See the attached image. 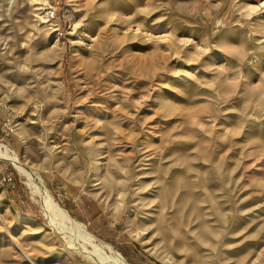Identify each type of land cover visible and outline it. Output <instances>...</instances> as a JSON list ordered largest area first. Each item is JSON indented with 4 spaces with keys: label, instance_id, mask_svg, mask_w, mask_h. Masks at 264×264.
I'll list each match as a JSON object with an SVG mask.
<instances>
[{
    "label": "rangeland",
    "instance_id": "1",
    "mask_svg": "<svg viewBox=\"0 0 264 264\" xmlns=\"http://www.w3.org/2000/svg\"><path fill=\"white\" fill-rule=\"evenodd\" d=\"M0 138V264H264V0H0Z\"/></svg>",
    "mask_w": 264,
    "mask_h": 264
},
{
    "label": "bare ground",
    "instance_id": "2",
    "mask_svg": "<svg viewBox=\"0 0 264 264\" xmlns=\"http://www.w3.org/2000/svg\"><path fill=\"white\" fill-rule=\"evenodd\" d=\"M0 154L2 155V156H4L6 159H10V160H14V158L12 157V156H10V155H8V154H6V152L5 151H3L2 153L0 152ZM14 162H16L17 164H18V166L22 169V171L24 172V174H26V176L30 179L29 180V182L33 185V187L35 186L36 188L37 187H40L42 190H44V188H43V185L40 183V181H36V179H35V174L32 172V171H30V170H28V169H25L20 163H19V161H14ZM39 188V189H40ZM35 189V188H34ZM36 191V190H35ZM40 192V191H39ZM44 192V191H43ZM42 193V192H41ZM44 193H46V192H44ZM41 197V196H40ZM44 197V196H43ZM50 197V196H49ZM48 197V198H49ZM48 200V199H47ZM51 201V200H50ZM52 204V203H51ZM48 205V204H47ZM49 207V206H48ZM59 212H60V214L63 216V218L65 217V218H67L68 216H67V213H66V210H64V209H59ZM68 220V219H67ZM80 224V223H79ZM79 226V225H78ZM81 227H82V225H80ZM79 226V227H80ZM78 227V228H79ZM83 228V227H82ZM80 229V228H79ZM84 229V228H83ZM82 230V229H81ZM85 230V229H84ZM86 236V235H85ZM90 236V235H89ZM86 240V239H85ZM91 240V239H90ZM98 252V251H97ZM97 256H95V258H96ZM99 258V257H98ZM100 259V258H99ZM118 259V258H117ZM105 260V259H104ZM119 260V264H126L125 262H123L120 258L118 259ZM115 262V261H114ZM100 263V262H99ZM104 263V262H103Z\"/></svg>",
    "mask_w": 264,
    "mask_h": 264
},
{
    "label": "built area",
    "instance_id": "3",
    "mask_svg": "<svg viewBox=\"0 0 264 264\" xmlns=\"http://www.w3.org/2000/svg\"><path fill=\"white\" fill-rule=\"evenodd\" d=\"M46 14H47V17L49 19H53L55 17V10H54V8L48 9ZM0 151H6L7 152V150L5 149V144L2 142V138H0ZM0 159H6V158L4 156H0ZM10 180H11V177L10 176H8V175L4 176L3 175V176H1V180L0 181L1 182H8Z\"/></svg>",
    "mask_w": 264,
    "mask_h": 264
}]
</instances>
